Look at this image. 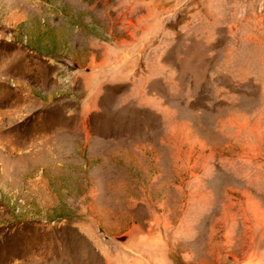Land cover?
<instances>
[{
    "label": "rangeland",
    "instance_id": "1",
    "mask_svg": "<svg viewBox=\"0 0 264 264\" xmlns=\"http://www.w3.org/2000/svg\"><path fill=\"white\" fill-rule=\"evenodd\" d=\"M264 264V0H0V264Z\"/></svg>",
    "mask_w": 264,
    "mask_h": 264
},
{
    "label": "water",
    "instance_id": "2",
    "mask_svg": "<svg viewBox=\"0 0 264 264\" xmlns=\"http://www.w3.org/2000/svg\"><path fill=\"white\" fill-rule=\"evenodd\" d=\"M244 264H261V263H244Z\"/></svg>",
    "mask_w": 264,
    "mask_h": 264
}]
</instances>
